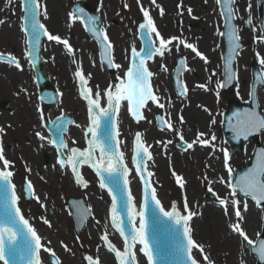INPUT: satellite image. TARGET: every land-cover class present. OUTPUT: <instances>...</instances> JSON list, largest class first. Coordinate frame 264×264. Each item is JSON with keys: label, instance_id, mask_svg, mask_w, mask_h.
Returning a JSON list of instances; mask_svg holds the SVG:
<instances>
[{"label": "rangeland", "instance_id": "rangeland-1", "mask_svg": "<svg viewBox=\"0 0 264 264\" xmlns=\"http://www.w3.org/2000/svg\"><path fill=\"white\" fill-rule=\"evenodd\" d=\"M74 1L59 0L58 4L55 3L60 11L58 16L60 20L57 22L52 19L50 13L44 18L45 13L42 11L41 17L48 33L59 36L61 41L66 40L72 51L69 52L68 47L62 42L50 40L44 42L42 51L46 74L50 75L51 83L62 95L61 105L55 109L54 116L64 114L76 116V124L69 131V136H66V139H70L68 146L71 148L81 147L83 149L86 128L80 124L81 114L84 117L85 113L84 118H86L87 123L89 119L86 113L87 108L84 109L85 103L76 92L78 88L75 73L79 68L94 94L102 93L108 88L112 83L110 77L113 74L108 72L105 69L106 66L98 59V46L84 32L81 22L76 18L77 16L76 19H71L75 16L71 7ZM38 2L39 5H42L41 9L47 7L43 5L44 0H38ZM188 2L191 3L192 10L197 7L195 0ZM110 3L105 0L101 15H98L102 17V30H105L104 33L112 44L111 48L115 50L112 56L115 64L119 65L117 74L119 78L124 80L125 72L129 66L130 51L133 48H139L137 36H135L137 35L136 27L140 23L141 15L144 17V12L140 13L139 10L132 8L127 10L125 8L124 10L123 3H117L115 0H111ZM126 3L131 5L133 0H127ZM172 12L165 11L162 14L159 11L157 14H149L154 24L157 25L161 37L166 40L170 39L172 28L183 18L182 14H172ZM22 15L19 1L0 0V21H2L0 34H4L6 30L10 31L11 26L14 27V25H17L19 34H21ZM193 19L194 17L191 15L190 20L193 21ZM178 32L180 33V30ZM16 33L18 34V32ZM190 33L192 35L187 34L185 39L192 43L191 39L193 40L195 34L198 35L199 32ZM17 38V35L14 36L13 34L0 35V53L15 56L23 63L21 68L14 69V71H9V66L0 64V102L6 100L10 104L9 109L0 108V129H3L0 132V149L3 150L5 158L11 162L8 170L13 173L12 182L21 201L19 207L22 215L27 217L33 228L38 231L37 233L42 235L44 249H52V252L45 250L42 252V264H51L50 253L55 254L59 264H86V253L101 261V264H117L101 240V235L104 233L119 249L123 247L121 240H117L118 236L111 229L109 223L110 199L106 192L99 187L98 180L90 170L87 168L82 170V177L89 183L83 189L74 182L69 169H64L61 166L60 155L51 143L49 134L42 126L43 119L38 111L40 103L37 93L39 89L35 85L34 73L26 61V55L22 53L25 51V46L24 44L20 46V39L17 40ZM193 43H195L194 40ZM200 46H197L198 49ZM210 48L213 47L204 49L203 54L210 53ZM187 50L188 54L185 55L190 60H194V56L198 57L190 48ZM199 52L201 51L199 50ZM171 53L170 50V52H165L164 58H156L155 64L148 63L147 67L154 75L152 83L158 101L144 109L146 119L142 120V123L137 124L133 121L125 102L118 132L122 139L121 151L125 155L124 159L130 157L132 162L133 150L130 155L126 154L129 151L128 145L133 144L137 133L141 134L145 140V146L150 149L153 155L149 170L152 174V185L154 184L158 190V200L161 201V205L168 211L175 205V201H178L180 212H183L184 215L187 214L184 210V206L187 204V211L194 213L188 227L191 230L192 239L196 244L203 247V254L199 249L193 251L200 264H206L203 259L204 255H207L213 264H242V261L239 262L242 258L238 256L235 249H240L244 245V240L237 232L232 231L230 225L239 223L251 239L255 238L258 233L257 224L253 223L249 231L244 222H246L247 217H256L261 224L264 217V207L260 210L255 202L247 199L249 205L244 211L243 206L240 205L239 196L229 191L230 185L229 180H227L229 174L223 170V165L225 166L224 155L220 153L218 145L222 144V148H228L225 142H219L218 136L214 137L216 129L209 127L210 129L207 130L206 134L199 131L203 129L198 128V126L197 129L193 128L192 130L187 119L189 111L200 112L205 116V121L208 119L204 112L200 111L203 98L199 91L201 89L199 78L192 77L189 79V93L181 98L177 97L168 80L167 62L172 58ZM61 57L64 59V63H61ZM198 64L197 61L195 65L199 67ZM159 104H163L164 107H159ZM103 105H105L104 96ZM195 105L199 106V109L195 108ZM155 113L164 115L167 124L170 123L172 127L167 126L164 131H158L155 120H153ZM37 133H40V136H37ZM200 133L203 135H198ZM181 136L193 145L191 150H178L177 145ZM203 140H207L208 143L198 142ZM41 141L44 143L43 147H41ZM251 148L250 142L246 151H240L234 157L228 158V166L234 159L237 160L239 166L248 163L250 160L249 149L251 151ZM212 154L216 156L213 155L214 157L210 158ZM0 166L3 168L2 162H0ZM130 167L132 169L130 181L133 185L138 176L135 174L132 164ZM174 171L180 172L183 178V187L176 183ZM25 180L32 185L31 190H33L32 197L28 201L24 199L22 192ZM203 185H208L216 194L217 199L225 200L227 203L221 205L206 198ZM69 197L84 198L92 212V217L80 233L76 232L70 216L71 209L66 206V200ZM232 200L239 203L233 206ZM225 208H227V214H225ZM237 208L241 210L242 220L235 216V209ZM213 211L219 215L216 214L218 218H221L223 226L227 230L230 229V235L218 236L214 241L212 236L207 235L204 225L201 224V220L205 216H214ZM45 220L48 221L47 224L44 223ZM195 222L198 223L195 224ZM256 222L258 223L257 220ZM196 226L201 229L198 233L193 231Z\"/></svg>", "mask_w": 264, "mask_h": 264}, {"label": "snow or ice", "instance_id": "snow-or-ice-1", "mask_svg": "<svg viewBox=\"0 0 264 264\" xmlns=\"http://www.w3.org/2000/svg\"><path fill=\"white\" fill-rule=\"evenodd\" d=\"M154 2L155 0H153ZM216 2L217 4L223 5L227 14V32L221 33V35H227L229 44L231 45L230 55L226 63L228 81L230 82L233 78L230 67L231 61L241 45L238 42L239 36L237 35V29L231 23L234 16L231 7L233 0H216ZM21 7L26 13V16L22 17V19L28 21L32 30L29 34L30 39L27 42L29 49L25 53L27 58H32L33 52L39 44L41 34L47 36L50 41L62 42L68 47L69 52L72 51L66 40L61 41L59 36L49 34L45 26L39 22L37 16L39 15L38 9L40 5L37 3V0H21ZM143 11L145 22L140 25V28L148 29L150 33H155L156 38L159 40V46L156 47L149 41L147 46L142 48L140 52H137L135 48L132 49L133 61L125 73L126 81H121V83L117 84L115 91H107L105 93L107 107H101L99 92L96 93L95 99L92 98L91 90L84 87L86 81L79 68L77 69L75 75L81 82L80 95L88 102L90 125L87 129V134H90V138L87 140L86 148L83 150L75 147L72 148L67 161L61 160L60 163L61 166L65 163L70 164L73 173L77 177V183L84 184L85 186L86 182L79 176L78 166L81 164H90L100 177V187L102 189H108L109 195L112 197L110 210L112 226L123 238L124 248L122 251L117 249L115 245L109 242L107 234L102 237V240L108 250L115 254L118 264H137V255L134 250L137 244L140 245L139 252L143 253L144 257H146L147 264H157V260L163 255H179L182 261L186 257V262L200 264L192 253L193 249H199L201 254H203V247L196 244L192 239L190 234L191 230L188 227V221L191 220L194 213L187 211V204L184 206V210L187 212L186 215H182L175 205L172 206L171 211H165L161 207V203L157 199L155 190L153 189L151 191V200L155 202V207L159 209V213L171 222V226L162 230L157 228L150 235L149 223L144 213V208L149 198L150 183L147 179H144V203L140 205V211L137 212L133 204V195L129 189V180L127 178L129 169L124 165L123 153L117 147L118 141L116 138L119 133L117 130L116 114L120 109L121 102L127 101V110L136 121L144 119L141 109L147 106L148 101H158L157 96L153 94L150 83V77L153 74L145 67V61L151 59L155 54L163 55L172 40L177 39L176 37L167 40L162 38L147 10ZM161 13L163 14V10H161ZM93 19V17H89V25H91ZM246 23L251 24V20H247ZM261 27L264 30V25ZM21 28L26 31L24 24L21 25ZM89 30L96 32L97 37L103 32L102 29L96 31V29L91 27ZM257 39L264 42V36L258 37ZM104 40H107L106 36H104ZM181 43L184 42L181 41ZM184 46L190 48L196 56L206 60L195 46L187 43ZM109 48H111V44H105V51L102 54L107 55ZM141 52L144 53L143 56ZM0 61H6L8 64L14 65L17 69L21 67L17 58L12 55L5 56L4 54H0ZM260 63L264 65V59H261ZM108 64L110 67H119V65H113L110 59ZM180 64L183 65L184 60H181ZM259 82L264 84V76L260 77ZM177 86L180 88L179 95H185L186 87H181L179 82ZM199 87L203 88L204 85H199ZM253 94L254 92L250 93V95ZM158 106L161 108L164 107L163 104H159ZM158 120L164 123L163 117H158ZM69 123L71 122L69 121ZM242 123L243 127L238 125L235 130L238 135L243 134L245 139L249 131L264 129V117L259 116L255 112L245 113ZM56 127L58 129L63 128V122L57 121ZM168 127L171 128L172 125L169 123ZM2 131L3 129H0V132ZM36 135L40 136V133ZM198 135H203V133ZM180 138L183 140V136ZM198 142L202 144L208 143L207 140ZM134 143L132 163L136 165L137 173L143 179L145 170L141 168V165L144 164L145 159L151 160L152 156L148 148L141 142L140 133L136 134ZM192 146L191 143L187 145L188 148ZM59 147H66L62 138L59 141ZM97 151L99 152L98 156L96 155ZM228 158V153L225 151V167L228 166ZM0 162L3 164V169L0 170V189L4 193L3 209L0 211V261L3 264H42L40 252L44 246L41 244V237L29 221L21 214L20 208L17 207L19 197H17L15 186L11 181L13 173L8 170L11 162L5 158L2 149H0ZM231 171L229 169L230 173ZM151 175V173H148V176ZM173 175L176 174L173 173ZM176 181L183 187L181 177L176 176ZM232 187L239 188L246 197H251L257 205L264 202V151L259 153L257 163L253 168L244 173L243 176L238 177L236 184L232 185ZM31 188L32 185L29 183L28 189L31 190ZM219 203L225 205L227 202L225 200H219ZM231 203L235 206L239 202L232 200ZM243 210H247V204L243 205ZM225 214H227V208H225ZM235 216L240 220L243 219L240 209L237 208L235 210ZM80 219L82 222L84 217L81 216ZM152 222L153 225L161 224V217L155 213V210L153 212ZM44 223L47 224L48 221L45 220ZM230 228L232 231L237 232L248 245H254L255 242L249 238L239 223L231 224ZM45 251L52 252V249L46 248ZM252 251L257 253L259 260L264 261V239L260 240L258 247H253ZM52 254L55 255L54 253ZM85 259L88 261V264H99V260H94L91 256H86ZM203 259L206 261V264H213L207 255H204Z\"/></svg>", "mask_w": 264, "mask_h": 264}, {"label": "flooded vegetation", "instance_id": "flooded-vegetation-1", "mask_svg": "<svg viewBox=\"0 0 264 264\" xmlns=\"http://www.w3.org/2000/svg\"><path fill=\"white\" fill-rule=\"evenodd\" d=\"M106 1L111 4V0ZM115 1L120 4L123 3L124 10L125 8L126 10L128 9L129 4L126 3L127 0ZM168 1V6L162 9L159 0H155L154 3L153 0H133L134 5H129V8L137 9L140 13L144 12L143 10H147L149 14H157L163 10V13L165 11H168V13L173 11L172 14L183 15L182 20L178 21L172 30L170 29L172 31L170 38L176 37L177 39L172 40L174 43L169 44L172 52L170 55L172 58L167 62L169 83L174 92H176L173 76L179 73L181 87H186V93H189V79L192 77L199 78V85H204L203 88L199 89L203 98L200 111L204 112L207 116L206 118H208L201 127L203 130L200 129L199 131L206 134L207 130L210 129L209 127L215 128L216 133L214 137L218 136L219 142H225L228 148H222V144H219L218 149H220V153L224 155L225 151H227L228 156H231L239 150L238 147L233 150V147L229 146L225 138L226 132L223 128L224 114L235 106L237 112H235L234 118H232L234 127L229 132L240 142L244 140L245 136L243 134L238 135L235 129L238 125L243 127L242 119L245 113L255 112L251 102L252 99H256V105H258V111L255 113L264 117V84L259 82L260 77L264 76V65L260 63V60L264 59V42L257 39L264 36V30L261 27L264 25V0H233L231 4L234 13L231 23L237 29L238 42L241 47L237 50L231 61L230 67L233 78L230 82L228 81L226 63L230 55L231 45L229 44L227 35H221V33L227 32V14L223 5L217 4L216 0H195L197 7L192 10L191 3L188 2L189 0ZM83 2L101 15L103 10L102 5L105 4V0H83ZM189 10L191 11L189 12ZM222 13L224 14L222 15ZM191 15L194 17L193 21L190 20ZM249 19L251 20V24L246 23ZM174 30H180V33ZM196 31L199 34H195L193 37L195 43H193L192 39V43L188 42L185 36L187 34L192 35L190 32ZM181 41L184 43H181ZM185 43L195 46L196 49L201 45L198 50L202 54L204 49L208 47L213 48H210V53L203 54L206 60L195 56L194 60H190L185 55L188 54V48L184 46ZM181 60H184L183 65L180 64ZM197 61L199 62V67L195 65ZM253 92L254 94L250 95ZM194 107L199 109L197 105ZM191 127L193 130L194 127L192 125ZM255 134H258L257 140L264 147V129L249 131L247 137L251 138L249 141L252 144L251 151L249 149L250 160L254 153H260L259 146H256ZM189 143L184 139L180 140L177 145L178 150H189L190 148L187 147ZM239 148L241 150L244 147L240 145ZM213 155L215 154H212L210 158ZM235 160H232L229 166H223V170L230 173L229 169H231V173H233L235 169H238L240 166L237 160ZM234 161L235 163L233 164ZM263 220L264 217L261 220V224L258 223V226H256V228H259V231L255 235V238L252 239L255 242L254 246L249 247L247 242H244V245L240 249H235L238 256L242 258L239 262L242 261L244 262L243 264H264V261L258 259L257 253L252 251L253 247H258L259 245L257 243L259 242L258 235L262 231V228H264Z\"/></svg>", "mask_w": 264, "mask_h": 264}, {"label": "water", "instance_id": "water-1", "mask_svg": "<svg viewBox=\"0 0 264 264\" xmlns=\"http://www.w3.org/2000/svg\"><path fill=\"white\" fill-rule=\"evenodd\" d=\"M74 7V11L76 12V13H78L82 18H83V21L86 23V26H85V28L88 30V32L92 35V37L94 36V38H96L97 39V41H98V44H99V46H100V50H101V52H100V56H101V61L102 62H105L106 63V65H107V69L108 70H111V69H113V66H109V64H108V61H109V59L111 60V57H110V50H111V48H109L108 50H107V55H103L102 53H104V51H105V49H104V45L106 44L105 42H104V40L101 38L102 37V35H100L99 37H97V35H96V32H94V31H91V30H89L90 29V27L91 28H94V29H96V31H99L100 29H99V27L96 25V24H94V20H96L97 19V17H95L91 12H89L88 10H85V9H83V8H81V7H75V6H73ZM40 8H41V6H40ZM24 10V9H23ZM75 16H73V17H71V19L72 20H74V19H76L75 17H76V14H74ZM25 16H26V13H25ZM89 17H93L94 19L92 20V23H91V25H89V23H88V20H89ZM99 17V16H98ZM37 19H38V17H37ZM100 20H101V23H100V27H101V29H102V17H100ZM24 26H25V29H26V31H27V35H28V38L30 39V33H31V27L29 26V23H28V21L25 19V21H24ZM46 29V28H45ZM139 39L141 40V49L142 48H145L146 46H147V43L150 41L151 43H153V41H152V38H151V35H150V32L148 31V29H139ZM42 37H43V34H41V36H40V40L42 39ZM154 38V37H153ZM154 40H155V38H154ZM48 41V38H47V36H46V39H45V41L44 42H47ZM44 42H43V44H42V46H41V52H42V57H43V51H42V48H43V45H44ZM155 42H156V40H155ZM39 43H40V41H39ZM140 49V50H141ZM140 52V51H139ZM165 52H170V50L167 48L166 50H165ZM165 52H164V54H165ZM115 53V50L112 48V55ZM163 54V55H164ZM141 55L143 56L144 55V53L143 52H141ZM163 55H159L158 57H156V58H164V56ZM153 57V56H152ZM131 59H130V66H131V64H132V61H133V56H132V52H131V57H130ZM112 59H113V61H114V65H117V64H115V60H114V58H113V56H112ZM138 59V58H137ZM152 59V58H151ZM151 59H148V60H151ZM148 60H146L145 61V64H146V62L148 61ZM45 60H44V58H43V66H42V68H43V72H44V74H45V72H46V70H45V62H44ZM112 61V60H111ZM30 62H32V65H33V67H34V70H35V75H36V79H37V84L38 85H40V86H43V91H42V93H40V94H42V98L44 99V95L45 96H47L48 98H49V101L51 102V103H53V104H55L56 102H57V99H58V97H57V95H56V93L53 91V90H51L50 88H47V85H44V83L43 82H45L47 79L45 78V77H43V75H42V73H41V71H42V68H41V59H40V55H39V44H38V46L36 47V50L33 52V56H32V58H31V61ZM152 63L153 64H155V60L154 61H152ZM113 64V63H112ZM129 66V67H130ZM128 67V68H129ZM148 70L151 72V70H150V68H148ZM119 71V69H118V67H115V69L112 71V72H110V73H112L113 74V79L112 80H114V82H115V84L112 86V87H110L109 89H106V92L107 91H115V86L117 85V84H119V83H121L120 82V79H118L119 78V76H118V74H117V72ZM152 73V72H151ZM153 74V73H152ZM47 76L50 78V85L53 87V88H55V86L53 85V83H51L52 82V79H51V77H50V75L49 74H47ZM154 77V75H152V82H153V78ZM85 79H86V77H84ZM87 80V79H86ZM85 80V81H86ZM125 81H126V77H125ZM88 82V81H87ZM78 86H79V89H80V91L79 92H81V82H80V80H79V78H78ZM84 87L85 88H87V89H90V87H89V84L88 83H85L84 84ZM153 88H154V85H153ZM56 89V88H55ZM58 93H59V91H58ZM92 93V92H91ZM60 94V102L58 103V105H56V106H50V105H46V104H42V108H41V113H42V118H43V120L45 119V120H47V119H50V118H46L47 117V114L49 113V112H52V111H55V109L56 108H59V106L61 105V102H62V99H61V93H59ZM154 94H155V88H154ZM92 98L93 99H95V96L92 94ZM100 104L102 105L101 107H103V98H102V96H101V94H100ZM82 99H84L83 97H82ZM86 100V99H85ZM106 101H107V97H106ZM86 102H87V100H86ZM124 102V101H123ZM123 102H122V104H121V110L119 109V111H120V113L122 112V110L124 109L123 108ZM149 102V101H148ZM87 104H88V102H87ZM148 104V103H147ZM151 104L152 103H150V104H148L147 106H151ZM155 104H156V102H155ZM1 106H3V107H7L8 106V103L7 102H3L2 103V105ZM146 106V107H147ZM107 107V106H106ZM146 107L144 108V109H146ZM143 109V108H142ZM143 109V110H144ZM119 111L117 112V114H116V122H117V117H118V113H119ZM145 111V110H144ZM141 112H142V110H141ZM89 113V112H88ZM120 113H119V115H120ZM142 114H143V112H142ZM67 115H70V116H72L73 117V120H74V123L71 125V126H69L68 128H67V126L70 124L69 123V121L71 122V118L70 117H68V116H62V117H57L55 120H54V122L53 123H51V122H46L45 124H44V126L46 127V129H47V131L50 133V136L52 137V140H53V143H54V145H55V147L57 148V150L59 151V153L60 154H62V149L63 148H61V147H59V141H60V139L62 138L63 139V133L64 132H66V133H64V136H69L68 134H69V130H72V128L74 127V125L76 124V121H77V119H76V116H74L73 114H67ZM158 117H160V116H157V119L156 120H158ZM146 119V114L144 113V119H142V120H145ZM142 120H140L139 122H136L137 124L138 123H142L143 121ZM57 121H61V122H63V124H64V127L63 128H60V129H58L57 127H56V122ZM119 121V120H118ZM134 121H136V120H134ZM158 122H159V126L162 128L164 125H165V123H161L160 122V120H158ZM119 126H120V122H118V132H119ZM66 128H67V131H66ZM231 135H229L228 134V137H230ZM227 137V138H228ZM65 138V137H64ZM117 141H118V139H119V142H118V144H117V147H118V149H119V151H120V149H121V146H122V139L119 137V134H118V136H117ZM136 139V138H135ZM229 139V138H228ZM141 142L144 144V139L142 138V136H141ZM63 141H64V139H63ZM135 142V141H134ZM250 142L251 141H249V142H247L246 144H245V146L247 147V145H250ZM64 143H66L67 145H68V141L65 139V142ZM119 143H120V146H119ZM66 145V149H65V151H64V157H62V156H59L60 157V161L61 160H64V161H67V158H68V155H69V146H67ZM87 145V144H86ZM145 145V144H144ZM134 146H135V143H134ZM87 147V146H86ZM246 147H244L243 149H241V150H239L238 152H236L235 154H239L240 153V151H246ZM76 148H79V149H81V147H76ZM64 150V149H63ZM149 151H150V149H148ZM120 152H122V151H120ZM123 153V152H122ZM134 153V152H133ZM150 153H151V151H150ZM235 154H233V155H231V156H229V158H231V157H234L235 156ZM97 155H99V152L97 151ZM151 156H152V159H153V155H152V153H151ZM123 157H125V155L123 154ZM152 159L151 160H148V162H146L147 161V159H145V161H144V164L143 165H141V168L142 169H144L145 171H144V176H143V179H142V177H141V175L140 174H138V176H139V179H140V181H141V185H142V203L141 204H143L144 203V179H147L148 180V182L150 183V188H149V198H148V202H147V205L145 206V208H144V213H145V218H146V220L148 221V223H149V234L151 235L152 234V231L153 230H155V229H164V228H167V227H170L171 226V222L170 221H168L167 220V218H165V217H163L162 216V214H160L159 213V209H157L156 207H155V202L154 201H152L151 200V191L153 190V187H154V190H155V193H156V196H157V199H158V190H157V188H156V186L153 184V187H152V185H151V183H152V175L149 177L148 176V172L149 173H151L150 172V170H149V166H150V162L152 161ZM258 160V159H257ZM257 160H256V162H257ZM124 162L126 163V159H124ZM147 163V170H148V172H147V170H146V163ZM125 163H124V165H125ZM82 165H85V166H87L95 175H96V177L99 179V181H100V177L96 174V172H95V170L91 167V165L90 164H81V165H79L78 166V173H79V176H81V173H80V171H81V168H82ZM68 166H70V164L68 165V163H65L64 165H63V168L64 169H69V167ZM125 166H127V164L125 165ZM1 167V166H0ZM71 167V166H70ZM134 167H135V169H136V165H134ZM2 168V167H1ZM3 169V168H2ZM129 169V168H128ZM71 171H72V168H71ZM136 171H137V169H136ZM246 172H248V167H245V168H242V169H240V170H238L237 171V173H236V175H235V177L233 178V179H230L231 180V187H232V185H235L236 184V180H237V178L238 177H241V176H243V174L244 173H246ZM72 173H73V171H72ZM129 173H131V169H129ZM73 175H74V177H75V179H76V181H77V177H76V175L73 173ZM11 178H13V175H12V177ZM82 178V177H81ZM128 178V177H127ZM150 179H151V181H150ZM83 180V179H82ZM129 180H130V176H129ZM84 181V180H83ZM14 184V183H13ZM81 186H83L84 184H80ZM89 185V183L87 182V184H86V186L85 187H83V189H85L87 186ZM15 186V185H14ZM16 188V187H15ZM130 188H131V193H132V186H131V184H130ZM106 191H107V193L109 194V192H108V189L107 188H104ZM23 191H24V193H25V198H26V200H29L30 199V197H31V190H29L28 189V183H26V181H25V183H24V189H23ZM232 191H235V192H239V194L241 195V197L244 199V198H246V196L239 190V188H234V187H232ZM9 195H10V193H9ZM16 195H17V193H16ZM132 195H133V193H132ZM3 196H4V193H3V191H2V189H0V211H2V209H3ZM17 197H18V195H17ZM109 197L111 198V202H112V197L109 195ZM133 198H134V196H133ZM247 200V199H246ZM245 200V201H246ZM21 201H20V199H18V201H17V205H18V207H19V203H20ZM134 205H135V199H134ZM160 203H161V201H160ZM179 202L178 201H175V206H176V208H178L179 209V204H178ZM162 204V203H161ZM245 204H247V206L249 205L248 204V201H246L245 202ZM67 206H70L71 208L70 209H72V213H71V217H72V219L71 220H73V223H74V226H75V229H76V231L78 232V233H80L82 230L81 229H83V227L86 225V223L88 222V220L91 218V216H92V213H91V211H90V209L86 206V204H85V201H84V199L83 198H69L68 200H67ZM162 207H163V205H161ZM263 207H264V205H262L261 207L259 206V208H260V210L261 209H263ZM20 208V207H19ZM164 208V207H163ZM177 209V210H178ZM110 210H111V208H110ZM119 210V209H118ZM135 210L138 212V208L135 206ZM154 210H155V213L157 214V215H160V217H161V224L160 225H153V212H154ZM170 210V209H169ZM21 211V210H20ZM171 211V210H170ZM22 214V213H21ZM181 214L182 215H184L183 214V212H181ZM81 216H83L84 217V219H83V221L81 222V219H80V217ZM25 219H27L28 221H30L27 217H25ZM110 222H111V225H112V220H111V211H110ZM31 225H32V223L31 222H29ZM191 223V220L190 221H188V224H190ZM32 227H33V225H32ZM113 227V226H112ZM116 230V229H115ZM116 232L119 234V232L116 230ZM191 234V233H190ZM105 234L104 233H102V237L104 236ZM108 236V235H107ZM119 236H120V234H119ZM121 237V236H120ZM108 239L111 241V239H110V237L108 236ZM120 239H122V241H123V243H124V240H123V238L121 237ZM42 242V241H41ZM112 242V241H111ZM42 245H43V243H41ZM118 249H119V247L118 246H116ZM139 247H140V245H136V247H135V251H136V255H137V262H138V264H147V260L143 257V256H141V253L139 252ZM44 247L42 248V252H44ZM193 251H194V249H193ZM41 252V254H43ZM113 253V252H112ZM114 254V253H113ZM143 254V253H142ZM193 254V253H192ZM85 256H90L88 253H86V255ZM114 256H115V254H114ZM193 256H194V254H193ZM116 258V257H115ZM194 258H195V256H194ZM94 259V258H93ZM116 260V259H115ZM2 262V261H1ZM1 262H0V264H1ZM87 262V264H88V261H86ZM100 262V264H101V261H99ZM185 262H186V257L184 258V260L182 261L181 260V258L179 257V255H163V256H161L158 260H157V264H185ZM3 263V262H2ZM50 263H52V264H59L58 263V259L54 256V255H51L50 256ZM186 264H190V262H186Z\"/></svg>", "mask_w": 264, "mask_h": 264}, {"label": "bare ground", "instance_id": "bare-ground-1", "mask_svg": "<svg viewBox=\"0 0 264 264\" xmlns=\"http://www.w3.org/2000/svg\"><path fill=\"white\" fill-rule=\"evenodd\" d=\"M157 1V0H156ZM160 1V3H161V5H162V9L163 8H165L166 6H168V3L167 2H169L168 0H159ZM55 3H59V0H44V5L45 6H47V8H48V10L46 9V14H48V13H50V14H52V19H55L56 20V22L58 21V20H60V19H58V16H59V10H58V7L55 5ZM11 26V25H10ZM11 30L9 31V30H6V31H4L5 33L4 34H0V35H8V34H13L14 36H16L17 35V40L18 39H20V41H19V43H20V46H22L25 42H26V40H25V36L23 35V34H19V31H18V28H17V25H14V27L13 26H11V28H10ZM16 32H18V34L16 33ZM152 36L155 38V40H156V42L158 41V39L156 38V36H155V33H152ZM23 43V44H22ZM139 44V43H138ZM22 52V51H21ZM23 54H24V52H22ZM62 62L61 63H64L65 61H63L64 59L61 57V59H60ZM2 65H5V64H2ZM7 66H9L8 67V70L9 71H14V69H16V68H13V67H11L10 65H7ZM28 69V68H27ZM28 70H30V69H28ZM45 70H46V68H45ZM12 74V73H11ZM111 79V84L109 85V87H108V89L110 88V87H112L114 84H115V82H114V80H112L113 79V75H111V77H110ZM118 79H120V82L121 81H124V80H122L121 78H118ZM77 80H78V78H77ZM153 84V83H152ZM77 86V85H76ZM90 87V86H89ZM90 90H91V88H90ZM80 90L78 89L76 92H77V95L82 99V96L80 95V92H79ZM91 92H92V90H91ZM106 93V90L105 91H103L102 93H100L101 94V96H102V98H103V96H104V94ZM92 94L95 96V98H96V94H94L93 92H92ZM83 100V102L85 103L84 104V109L85 108H87L86 107V102H85V100L84 99H82ZM104 100H105V103H106V95L104 96ZM104 106V105H103ZM124 106H125V103L123 102V108H124ZM41 108H42V103H40V106L38 107V111H39V113H40V115H41V117H42V113H41ZM193 111H189V113H188V122L190 123V125H192L195 129L197 128V126H198V128H200V127H202L203 126V123H204V121H205V118H203L204 116L200 113V112H193ZM39 113H38V115H39ZM54 111H52V112H49L48 114H47V117L46 118H50V119H53L54 118ZM84 117H85V113H84ZM84 117H82V114H81V118H82V120H81V125H83L84 126V128H86V130H85V136H84V147H85V144L87 143V140L90 138V134H87V129H88V127H89V125H90V122L89 123H87V120H86V118H84ZM43 119V118H42ZM120 119H121V113H120V115L118 116V120L120 121ZM118 121V122H119ZM70 131V130H69ZM65 139H66V136H65ZM67 140V139H66ZM68 141V145L70 144V139L69 140H67ZM43 141H41V147H43ZM129 144V143H128ZM67 145V146H68ZM39 146H40V143H39ZM128 148H129V151L126 153L127 155H130V152H132V150H133V146H132V144H129L128 145ZM72 148L69 146V155H70V150H71ZM126 159V163L125 164H127V167L129 168V169H131V167H130V164H132V162H131V158L130 157H126L125 158ZM133 159V158H132ZM133 165V164H132ZM131 173H132V169H131ZM131 173L129 174L130 176H131ZM173 173H175L176 175H174V179H175V181H176V176H179V177H181V175H180V172H178V171H174ZM182 178V177H181ZM182 181H183V178H182ZM181 181V182H182ZM137 183V184H136ZM176 183H177V181H176ZM130 184H131V186H132V193H133V196H134V199H135V205L134 206H136L137 208H138V212L140 211V206H139V201H140V193H141V187H140V182H139V180L138 179H136L135 178V181H134V184L132 185V182L130 181ZM178 184V183H177ZM179 186H180V184H178ZM179 211V210H178ZM209 211H212V210H209ZM258 211V210H257ZM216 211H213L212 213H213V217H210V216H205L202 220H201V224L202 225H204V227H205V229H206V233H207V235H210V236H212V238H213V241L215 240V238H217L218 236L219 237H223V235L225 234V235H230V229H228L227 230V228L225 227V226H223V224L221 223L222 221H221V218L219 217H217L216 216V214L217 213H215ZM259 212V211H258ZM218 215V214H217ZM219 216V215H218ZM138 219V218H137ZM256 220L258 221V223H259V220L255 217V218H252V217H247V219L245 220L246 222H244V224H245V227H246V229L247 230H249L250 231V227H252L253 226V223H255V224H257L256 226H258V223L256 222ZM198 222H195V224H197ZM36 230V229H35ZM193 231H194V233H198V232H200L201 231V229L198 227V226H196V228H194L193 229ZM258 231H259V228H258ZM36 232H38L37 230H36ZM38 234V233H37ZM40 237H41V241H42V235H40V234H38ZM102 236V235H101ZM117 239V238H116ZM118 241H119V239H117ZM43 242V241H42ZM41 242V243H42Z\"/></svg>", "mask_w": 264, "mask_h": 264}]
</instances>
